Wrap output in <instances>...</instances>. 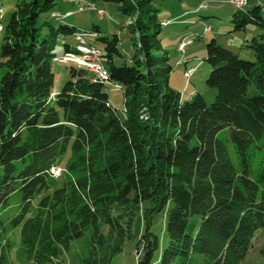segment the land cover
Returning a JSON list of instances; mask_svg holds the SVG:
<instances>
[{
	"label": "trees",
	"instance_id": "obj_1",
	"mask_svg": "<svg viewBox=\"0 0 264 264\" xmlns=\"http://www.w3.org/2000/svg\"><path fill=\"white\" fill-rule=\"evenodd\" d=\"M102 1L129 17L136 52L117 63L118 37H100L95 29L106 79L95 81L71 63L55 96L53 64L65 63L53 60L82 55L66 37L86 33L53 17L59 0H18L11 19H0V212L11 194H21L19 212L0 221V264H62L63 251L87 231L91 247L83 264H110L133 240L143 203L151 207L143 210L138 264H154L161 240L152 218L167 210L158 264L193 254L209 264H242L264 229V36L241 45L250 58L208 42L206 83L215 101L207 105L200 94L183 100L170 86L173 67L153 0ZM44 13L49 18L40 22ZM262 13L259 5L237 9L234 31L264 28ZM102 82L121 86L123 116ZM226 130L238 165L219 136ZM69 147L58 186L50 170L61 166ZM253 158L260 163L255 178Z\"/></svg>",
	"mask_w": 264,
	"mask_h": 264
},
{
	"label": "rangeland",
	"instance_id": "obj_2",
	"mask_svg": "<svg viewBox=\"0 0 264 264\" xmlns=\"http://www.w3.org/2000/svg\"><path fill=\"white\" fill-rule=\"evenodd\" d=\"M86 2H95L99 8L105 11L104 17L102 19L98 18L96 12H77L76 5L67 3L63 0H59V5L56 7V12L70 11L73 12L71 21L73 25L87 35L84 40L89 46L95 47L97 49L103 50L104 45L95 37L92 32L99 28L100 37L117 36L119 39L118 50L122 57H116L117 63L120 61H127L133 57L136 52V46L134 36L129 29V17L123 15L118 6L114 3L104 2L102 0H84ZM226 3L227 1L224 0ZM18 0H0V19L4 23H7L16 9V4ZM201 0H189V1H178V0H153V6L159 11L158 22L162 24L159 38L162 41L163 48L168 51L170 56V63L173 67V72L170 78V86L181 93L183 100H189L192 96L200 94L204 97L207 105H211L216 98V90L211 89L207 86V79L211 71L210 65L206 62V45L211 40L215 39L217 43L225 48L231 49L239 56L244 57L241 45L246 42L245 37H250L252 32L262 33L264 35V28L248 24L246 26L247 33L240 31L235 32V25L232 23V16L237 10L236 7L229 5H212L208 1V7L202 9L200 13H197L196 22L194 25H180V22H173L169 26L163 25V21L171 19L174 14H177L180 10L182 3L186 7H198ZM258 5L263 8L264 0H258ZM257 6V4L255 5ZM216 7V8H215ZM251 4L246 5V9H249ZM254 7V6H252ZM214 9V10H211ZM215 11V12H213ZM217 12V13H216ZM173 14V15H172ZM54 16V14H53ZM49 18L48 13H44L40 16V22ZM263 18H264V8H263ZM131 21H135V17ZM57 24V23H56ZM207 27H211L212 31H205ZM208 32V33H207ZM154 33V30H151ZM193 33V36L187 37L182 43L186 44V50L184 55L178 50L179 43L182 41L183 37ZM73 37H66V41L74 49L80 48L79 40L75 41ZM248 40H251L249 38ZM179 45V46H178ZM244 50V49H243ZM64 52V47L62 42L56 48V53L58 57H61ZM185 56L189 58V63L191 66H197V70L191 79L185 76V66L179 65L180 59ZM1 60V51H0ZM190 66V67H191ZM72 64H53V71L58 75L57 80L54 85V92H59L64 84L69 80V70ZM189 67V68H190ZM208 71V72H207ZM109 100L117 109L120 116H123L124 110V93L123 91L113 92L109 90ZM54 98V97H53ZM229 135V131L226 130L220 133V137L226 141V145L229 151L231 160L238 165V159L236 157L233 144L230 140H226ZM71 153V147L67 150L64 155L61 166L64 168L67 161L69 160ZM259 160L253 158L251 163L252 177L255 178L259 170ZM58 186H61L64 181V175L56 179ZM41 197H37L33 202V212L29 214V217L34 214V211L40 201ZM21 202V194L15 192L11 194L9 198L8 205L0 212V221L4 223H9L10 220L19 212ZM151 207L150 203H143L140 211H137L134 217V222L132 226V232L134 235L133 240L128 241L123 251L114 256L110 264H138V240L144 231V219L143 210L149 209ZM168 221V210L165 212L157 213L152 218V231L160 238L161 248L157 252L154 260V264H158L160 255L163 251L166 232L165 227ZM106 231V229H104ZM16 237L19 236L20 228L16 230ZM91 247L90 232L87 231L83 237L73 241L69 248L63 251L61 255L62 264H83V259L86 258ZM173 264H209L208 261L199 254H193L191 258H177ZM242 264H264V229L257 232L256 238L253 242V247L248 254L246 260Z\"/></svg>",
	"mask_w": 264,
	"mask_h": 264
},
{
	"label": "crops",
	"instance_id": "obj_3",
	"mask_svg": "<svg viewBox=\"0 0 264 264\" xmlns=\"http://www.w3.org/2000/svg\"><path fill=\"white\" fill-rule=\"evenodd\" d=\"M64 1V0H63ZM89 1V0H88ZM178 1H180V0H178ZM182 1H189V0H182ZM204 0H201V2H200V5L198 6V7H195V8H193L192 6L193 5H191L190 7H186L184 4H183V6H182V3H181V6L179 7L180 8V10H179V12L177 13V14H172L173 15V17L171 18V19H168V20H166V21H163L162 23H166V22H168V24H167V26H169L170 24H172L173 22L175 23L176 21H178V22H180V25H188V24H191V25H194V23L196 22V16H195V18L193 17L194 15H196L197 13H200L201 12V8H200V6H201V4H202V2H203ZM65 2H67V3H71V2H69V1H65ZM258 0H248V4H251V7L248 9V10H251V9H253L254 7H255V5L257 4V6H258ZM212 5H225V4H227L224 0H213L212 2H210ZM71 4H73V3H71ZM248 4H247V6H248ZM73 5H75V4H73ZM252 6H254V7H252ZM207 8H209L208 6H207ZM216 8V7H215ZM206 9V8H205ZM211 10H214V9H211ZM213 12H215V11H213ZM79 13H83V12H79ZM217 13V12H216ZM72 15H73V12L71 13L70 11H64V13L62 12H55L54 13V16L53 17H55L56 19H59L61 22H65V23H67L68 25H70V26H74L73 25V22L71 21V18H72ZM262 15H263V13H262ZM99 18V17H98ZM99 19H102V18H99ZM75 27V26H74ZM164 27H166V25L164 26ZM212 29V28H211ZM210 31H212V30H210ZM209 32V31H208ZM207 32V33H208ZM245 33H247V31H246V29H245V31H244ZM191 36H193V33H191L190 35H186V36H184L183 37V39H182V41L179 43V45L187 38V37H191ZM261 36H264V35H262V33H259V31L258 32H252L251 34H250V37H245V39L246 40H248L249 38H251V39H253V38H259V37H261ZM178 45V46H179ZM71 49H72V47H71ZM179 50V49H178ZM186 50V49H185ZM242 52H243V54H244V57H246V58H250V57H248V56H250V53H249V51H247V50H242ZM64 53V52H63ZM182 55H184V54H182ZM179 65H184L185 66V70L187 69V68H189L191 65H190V63H189V58L187 57H185V56H183L181 59H180V61H179ZM208 72V71H207ZM57 78H58V75L55 73V81L57 80ZM58 92H54V90H53V96H55L56 94H57Z\"/></svg>",
	"mask_w": 264,
	"mask_h": 264
},
{
	"label": "built area",
	"instance_id": "obj_4",
	"mask_svg": "<svg viewBox=\"0 0 264 264\" xmlns=\"http://www.w3.org/2000/svg\"><path fill=\"white\" fill-rule=\"evenodd\" d=\"M64 1H69L75 4L77 7V12H96L99 18H102L105 15V13L103 12V9L99 8L98 5L93 1H92V6H78L77 0H64ZM208 4L209 3H206V0H204L200 8L205 9L207 8ZM228 4L233 7L238 6V5H247L248 0H228ZM263 8H264V3H263ZM0 28L4 29V26L2 25L0 26ZM210 30H211V27H207L205 29V31H210ZM0 38L2 39V36H0ZM75 39H79V37H75ZM186 47L187 46L178 47V49L182 54H184ZM100 54H102L101 50L100 52H90V54L67 55V57L63 59H58V60H53V61H62L64 63H77L83 67H89V68H94V62H101V69H95V70H99L100 73H103L102 61H100ZM84 59H93V66H84ZM190 73H194V71H191ZM102 83H104L106 86H109L110 90L113 92L121 91L120 85L112 84L109 82H102ZM50 171H55L58 174H62L64 170L58 166H54Z\"/></svg>",
	"mask_w": 264,
	"mask_h": 264
},
{
	"label": "bare ground",
	"instance_id": "obj_5",
	"mask_svg": "<svg viewBox=\"0 0 264 264\" xmlns=\"http://www.w3.org/2000/svg\"><path fill=\"white\" fill-rule=\"evenodd\" d=\"M208 1H213V0H206V3H208ZM227 3H228V0H226ZM77 5L78 6H92V2H86L84 0H77ZM237 9L242 10V9H245L246 8V5H238V6H235ZM103 12L105 13V11L103 10ZM168 22L164 23L163 25H167ZM1 31H2V28H0V34H1ZM76 37H79V42H80V50L82 51L83 54H90V52H100L99 49L95 48V47H92V46H89L86 41L84 40V37H86V34H83V33H79L76 35ZM185 46V43H182L179 47H183ZM67 55H76L74 53H68L66 54L64 57L62 58H57L56 60L58 59H63L65 57H67ZM101 57H102V54H100V61H101ZM58 62H61V63H64L62 61H58ZM77 64V63H75ZM79 67L83 68V69H86L87 71H89L90 73L94 74V77H95V81H104L107 77V71L105 70L103 64H102V68H103V73H100L99 70H95V69H101V62H94V68H89V67H83L79 64H77ZM84 66H93V59H84ZM191 71H196V67H190L187 69V71L185 72V76L189 79L192 77V75L194 73H190ZM190 73V74H189ZM51 174L53 176H55V178H59L61 174H58L57 172L55 171H51Z\"/></svg>",
	"mask_w": 264,
	"mask_h": 264
}]
</instances>
